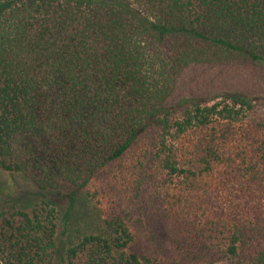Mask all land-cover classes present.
Instances as JSON below:
<instances>
[{"label":"trees","instance_id":"1","mask_svg":"<svg viewBox=\"0 0 264 264\" xmlns=\"http://www.w3.org/2000/svg\"><path fill=\"white\" fill-rule=\"evenodd\" d=\"M0 169V264H264V0H0Z\"/></svg>","mask_w":264,"mask_h":264},{"label":"rangeland","instance_id":"2","mask_svg":"<svg viewBox=\"0 0 264 264\" xmlns=\"http://www.w3.org/2000/svg\"><path fill=\"white\" fill-rule=\"evenodd\" d=\"M44 191L37 189L22 174L6 172L0 169V208L14 207L16 209L30 210L42 196ZM57 218V244L62 252L71 241L88 234H99L104 232V224L101 214L91 201L81 195L77 203L67 209V203H62L56 208ZM65 214L67 225L66 233L62 235V215ZM55 264H64L55 259ZM217 264H225L223 262Z\"/></svg>","mask_w":264,"mask_h":264}]
</instances>
